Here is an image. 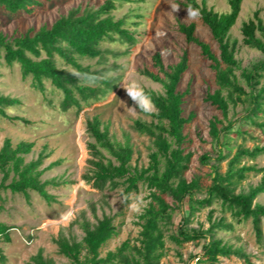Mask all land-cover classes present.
<instances>
[{
    "label": "trees",
    "instance_id": "1",
    "mask_svg": "<svg viewBox=\"0 0 264 264\" xmlns=\"http://www.w3.org/2000/svg\"><path fill=\"white\" fill-rule=\"evenodd\" d=\"M51 0H0V11L17 14H32L43 2ZM128 0H106L95 10L79 13V9L70 10L66 15L55 20L50 27H41L37 31L27 30L24 34L7 38L0 32V59L7 66L18 64L22 79L30 78L33 89L44 93L45 82L61 93L60 107L63 111L70 108L81 110L82 106L96 102L105 94V88L113 90L109 80L102 81L99 86L88 87L79 84L77 77L64 67L81 73H94L90 66H83L79 59H97L102 55L101 44L119 40L130 47L137 45V33L130 31L128 17L113 19L116 2ZM206 0H184L183 6L198 7L202 13V24L208 29L211 39L216 43V56L208 44L195 36L196 25H178L177 30L188 44L196 45L202 57L211 63L214 72L216 89L207 93L204 102L219 111L226 121L213 118L209 122V135L217 148L214 155L203 154L199 161L209 168L207 178L209 184L203 186L199 178L188 180L186 174L190 168L192 153L186 152L184 145L187 138L184 130L194 119V114L184 116L183 105L189 89L178 90L182 76L188 70L187 55L183 54L179 62L165 68L159 53L152 56V66L156 71L143 69L140 74L162 86L163 92L157 94L144 90L152 97L156 105L153 121L146 123L136 120L135 131L146 135L152 145L146 167L132 166V146L126 142L112 140L107 127H103L98 117L85 122V131L93 140L87 144L90 159L82 179L92 189L103 192L122 188V194L137 193L142 185L148 192V202L137 217L139 232L136 239H126L113 251L101 256L102 247L118 234V227L113 218L102 215L95 223L86 218L74 221L82 231L79 241L65 237L60 233L54 240L57 252L67 260V264H161L165 257L166 240L177 246L185 243H201L200 253L192 259L195 264H217L219 258L237 257L245 264H251L249 257L242 249H233L216 239V230H231L232 225L223 220L211 221L213 211L208 213L209 227L189 229L190 219L204 207H211L219 202L221 207L229 211L237 223L250 220L256 241L264 239L262 223L264 222V206L256 204V198L264 193V176L255 186L246 192H237L238 185L249 173H259L255 166L242 165L244 158L256 159L264 154V145H255L251 149L244 146L237 148L233 156L224 153L221 148L220 135L236 136L244 134L245 126H253L264 132V59L248 69L239 68L235 59L237 42L229 40V32L236 24L243 0H228L229 11L219 14L207 8ZM137 18H140L136 15ZM242 45L264 53V24L255 11L252 18L243 22L240 27ZM243 80L244 85L240 83ZM104 88V89H103ZM16 98L0 95V117L10 121L26 120L9 116L6 110L18 106ZM238 105H246L245 113L237 121L230 122V109ZM221 125V128H218ZM33 143L19 142L13 145L4 139L0 147V194L9 191L29 198V192L37 193L45 202L54 201L47 187L59 186L55 181H41L45 155L40 154L35 160L25 162L31 153ZM105 151L110 157H106ZM213 162L212 165L210 163ZM226 162L224 173L220 164ZM51 163L49 167L56 165ZM1 198V197H0ZM91 211H96L91 205ZM180 220L173 229L174 215ZM10 227L0 223V239L10 240ZM0 264H6L0 252ZM31 264H54L46 259L41 250L31 257Z\"/></svg>",
    "mask_w": 264,
    "mask_h": 264
},
{
    "label": "rangeland",
    "instance_id": "2",
    "mask_svg": "<svg viewBox=\"0 0 264 264\" xmlns=\"http://www.w3.org/2000/svg\"><path fill=\"white\" fill-rule=\"evenodd\" d=\"M106 0H51L43 2L32 14L10 15L0 11V32L8 39L24 34L27 30L37 31L41 27H50L59 17L66 15L70 10L79 9V13L86 10H95ZM200 3L201 0H196ZM184 0H128L117 1L116 10L112 13L113 19L128 17V23L137 22L135 26H128L130 31L137 33V45L130 47L115 40L101 44L102 55L97 59H79L83 66H90L91 70L100 74L113 71L115 77L109 79L113 90L105 88V94L96 102L82 106L81 110L70 108L63 111L60 107L62 95L49 82H45V91L40 93L31 86L30 78L22 79L18 64L7 66L0 59V95L16 98L18 106L6 110L7 115L20 117L27 121H10L0 117V147L4 139H9L13 145L19 142L33 143L31 153L25 157V162L35 160L40 154L45 155L41 181H55L59 186L47 187V191L54 197V201L47 203L37 193L30 191L29 198L21 194H12L9 191L0 194V223L10 227V240L0 239V252L5 257L6 264H31V257L41 250L46 259L54 264H67V260L57 252L54 240L62 233L65 237L81 240L83 234L74 221L84 217L95 223L102 215L113 218L118 227L117 236L110 239L101 249V256L113 251L124 240H134L138 236L139 226L137 217L140 212H134L120 202L121 190L106 189L103 192L92 189L82 179L88 167L90 155L87 144L93 140L85 131L86 120L98 117L103 127H107L112 140L125 144L128 142L133 149L131 164L138 168L147 166L148 155L152 151L150 139L133 128L136 120L149 123L152 116L140 113L132 115L126 107H133L121 86V80L127 73V65H133V76L141 85L157 94L163 92L162 86L152 82L140 74L143 69H156L152 66V56L157 52L161 56L165 68L177 64L183 54L187 55L188 70L182 76L178 90L183 92L189 89L183 105L184 116L194 114V119L184 130L187 141L184 145L186 152L192 153L190 168L186 174L188 180L199 178L203 186L209 184L207 173L209 168L202 165L199 158L203 154L214 155L217 146L209 135V122L216 118L226 125L221 113L213 106L204 102L207 93L215 89L214 72L211 63L201 56L199 48L185 42L178 32V25H196L195 36L209 45L210 50L217 56L216 43L211 39L208 29L197 22H186L187 10L183 6ZM206 6L219 14L229 11L228 0H206ZM179 4V11L172 13L169 5ZM255 11L264 24V0H243L241 11L236 24L229 32V40L237 42L235 59L239 68L248 69L254 63L264 59V53L242 45L240 27ZM139 16L140 18L136 17ZM150 26V31H149ZM164 32V37H157L155 33ZM168 51L161 55V50ZM57 65L72 73L69 67L61 62ZM130 76L129 79L133 78ZM264 79L262 80V82ZM240 83L244 85L242 79ZM245 86V85H244ZM104 89V88H103ZM112 94L115 98L112 97ZM123 102V104L121 103ZM246 105H238L230 109L228 120L237 121L245 113ZM139 110L137 109V112ZM155 113V112H154ZM221 128V125H218ZM243 135H220L221 150L233 156L237 148L244 146L251 149L255 145H264V132L253 126H245ZM103 154L110 158L105 151ZM51 163H57L49 167ZM213 162L210 163L212 165ZM242 165L255 166L259 173H249L246 179L237 187V192H246L250 186H255L264 176V154L254 160L244 158ZM226 162L220 164V171L224 173ZM1 178V173H0ZM137 193H143L148 202V192L142 185ZM256 204L264 206V193L259 195ZM96 211H91V205ZM212 212L211 221L223 220L232 225L231 230H216L214 237L233 249H242L249 257L251 264H264V239L258 243L250 220L237 223L229 211L224 210L219 202L211 207H204L190 219L189 229L206 230L210 222L208 213ZM180 220L176 213L173 219V229ZM264 233V222L262 223ZM201 243H185L177 246L166 240V255L161 264H195L192 259L200 253ZM217 264H245L237 257L219 258Z\"/></svg>",
    "mask_w": 264,
    "mask_h": 264
},
{
    "label": "clouds",
    "instance_id": "3",
    "mask_svg": "<svg viewBox=\"0 0 264 264\" xmlns=\"http://www.w3.org/2000/svg\"><path fill=\"white\" fill-rule=\"evenodd\" d=\"M171 8V12L175 13L179 11V4L169 5ZM187 16L186 22H197L202 19L201 9L198 7H193L192 5H188L186 7ZM150 31V26H149ZM157 37H164L166 34L164 32L155 33ZM168 50H161V55H164ZM127 73L123 80H121V86L123 87L126 95L133 102V107H126L127 111L132 115H139L143 113L145 115H152L156 110V105L152 100V97L144 90V87L141 85L140 81L133 76L134 69L133 65L129 63L127 65ZM72 75L77 77L79 80V84L88 87L99 86V84L104 80H109L115 77L116 73L113 71H109L100 75L94 73H81L79 71H73ZM130 76L133 78L129 79ZM112 97L114 95L112 94ZM123 104V102H121ZM124 105V104H123ZM137 109L139 110L137 112ZM120 202L127 206V208L134 212L142 211L143 207L146 205V201L143 197V193H128L122 194Z\"/></svg>",
    "mask_w": 264,
    "mask_h": 264
}]
</instances>
